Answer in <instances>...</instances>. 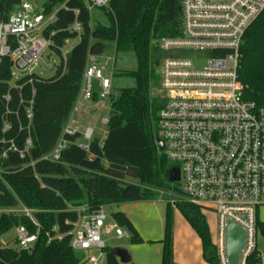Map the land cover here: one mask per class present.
Segmentation results:
<instances>
[{
  "label": "trees",
  "instance_id": "trees-1",
  "mask_svg": "<svg viewBox=\"0 0 264 264\" xmlns=\"http://www.w3.org/2000/svg\"><path fill=\"white\" fill-rule=\"evenodd\" d=\"M21 1L0 0V21L6 20ZM182 1L110 0L109 6L95 7L92 13L84 0L42 1L48 11L66 2L68 9L58 12L52 26L61 38L70 35L66 29L75 20L82 24L83 33L68 57L65 71L51 78L33 83L25 78L17 84L22 86L20 89L11 83L10 60L5 58L0 66V210L25 205L34 211L41 225L38 241L30 251L0 243V264H81L83 257L72 249L69 238L48 241L47 233L54 225L65 232V221L76 218L69 205L86 204L95 210L99 206L152 200L158 195L157 189L170 188V172L179 166L157 147L158 113L163 106L158 94V66L166 54L160 48L161 40L182 34ZM113 51L117 70L112 80L109 132L103 146L96 138L91 145L92 158L71 145L62 153L60 162L41 160L56 144L71 114L81 91L88 55ZM130 54L135 60L134 70L121 64L123 57ZM119 78L132 83L118 86ZM239 79L246 87L245 99L264 107V11L244 36ZM152 93H157L156 98ZM29 137L32 146L22 158L19 151L25 150ZM12 144L19 151L10 149ZM176 207L199 236L205 261L219 264L201 207L187 202H178ZM112 216L131 234L132 243L144 242L126 213L119 211ZM172 218L173 206L169 203L161 264H179L174 260ZM20 225L32 233L37 230L18 212L3 211L0 242ZM257 228L264 235V223L258 220ZM104 252L107 264H120L114 250L108 247ZM260 261L257 250L248 264Z\"/></svg>",
  "mask_w": 264,
  "mask_h": 264
},
{
  "label": "built area",
  "instance_id": "built-area-1",
  "mask_svg": "<svg viewBox=\"0 0 264 264\" xmlns=\"http://www.w3.org/2000/svg\"><path fill=\"white\" fill-rule=\"evenodd\" d=\"M84 1L90 13L110 3ZM182 8V34L161 40L160 48L172 54L164 56L158 66V94L163 102L158 113L159 138L168 160L180 170L177 182L182 198L170 200V204L187 202L215 211L218 232L213 244L219 264H231L229 224L240 227L245 232V244L237 264H248L257 251L258 212L264 207V107L245 99L246 87L239 79V70L244 36L264 11V0H183ZM62 9H68L66 2L48 11L43 4L22 0L6 20L0 21V66L5 58L10 60L12 84L18 86L25 78L33 83L45 79L44 72L52 71L56 76L65 71L70 53L82 38L83 26L75 20L66 29L70 35L61 38L52 26ZM111 63L115 66L114 51L88 55L71 114L56 144L41 160L60 162L71 145L92 158L91 145L96 138L103 146L109 132L113 80V75L106 77L105 72ZM95 81L100 91L94 90ZM93 111L98 117H89ZM31 146L29 137L25 150L19 151L14 144L10 149L24 158ZM18 208L0 210V214L18 211L32 222L36 232L20 225L14 241L17 249L30 251L38 241L41 225L32 209L22 204ZM69 208L76 218L65 221V232L54 225L47 233L49 242L69 238L77 252L105 250L110 240L131 239L107 206L95 210L86 204ZM0 243L11 247L2 240ZM258 264H264L262 258Z\"/></svg>",
  "mask_w": 264,
  "mask_h": 264
},
{
  "label": "rangeland",
  "instance_id": "rangeland-1",
  "mask_svg": "<svg viewBox=\"0 0 264 264\" xmlns=\"http://www.w3.org/2000/svg\"><path fill=\"white\" fill-rule=\"evenodd\" d=\"M43 0L36 1L37 5L42 4ZM167 55H171L172 52H166ZM111 54V53H108ZM107 54V55H108ZM131 55V54H130ZM184 56L191 55L184 53ZM193 55V54H192ZM163 56V57H164ZM133 56H124L121 62L122 66H127L131 70L135 69V60ZM117 70L116 62L115 66L111 63L105 72L106 77H110L111 74ZM54 72H44V78H51L54 76ZM113 78V77H112ZM118 86H124L131 84L132 81L126 78H119L116 80ZM94 90L100 91V86L97 81L94 82ZM98 117L96 111L91 112V117ZM164 152V151H162ZM171 162V161H170ZM174 164V162H171ZM180 183L170 182V188L163 190L157 189L158 195L152 200H143L135 202H127L121 204H112L107 206V211L111 214L115 212H124L133 222L139 235L144 240L143 243H132L131 239L124 240H110L108 241V247L117 251L120 264H161L162 256V243L161 240L165 234L166 212L167 205L170 200L179 201L182 195L179 192ZM171 193L172 195H170ZM19 210V208H16ZM18 212V211H17ZM206 218V222L209 227L211 240L215 242L218 232V219L215 211L206 209L203 210ZM259 221L264 223V207H261L258 212ZM173 221H172V233L174 248H176L178 256L186 253V242L191 237V232L198 236L196 231L186 220L181 211L173 206ZM191 229V230H190ZM16 237V228L9 231L2 237V242L10 244L11 247L17 248L14 243ZM257 250L264 262V235L258 232L257 234ZM77 253L83 257L81 264H107L104 250L91 249L88 251H77ZM91 258H94L91 261Z\"/></svg>",
  "mask_w": 264,
  "mask_h": 264
},
{
  "label": "water",
  "instance_id": "water-1",
  "mask_svg": "<svg viewBox=\"0 0 264 264\" xmlns=\"http://www.w3.org/2000/svg\"><path fill=\"white\" fill-rule=\"evenodd\" d=\"M157 93H152V98H156ZM157 147L164 151V142L158 137ZM170 182L174 183L180 180V170L174 167L169 175ZM245 244V232L237 225L230 223L228 228V254L231 264H237L241 251Z\"/></svg>",
  "mask_w": 264,
  "mask_h": 264
},
{
  "label": "crops",
  "instance_id": "crops-1",
  "mask_svg": "<svg viewBox=\"0 0 264 264\" xmlns=\"http://www.w3.org/2000/svg\"><path fill=\"white\" fill-rule=\"evenodd\" d=\"M185 244H186V253L184 255L178 256L177 250L176 248H174V243H173L175 262L179 264H209L207 261H205L203 257L202 243L199 236H196L193 234V232H191V237ZM114 252L118 258L117 251L114 250Z\"/></svg>",
  "mask_w": 264,
  "mask_h": 264
}]
</instances>
